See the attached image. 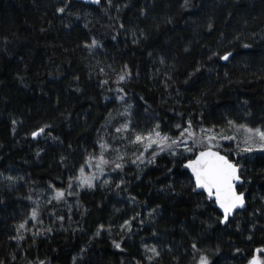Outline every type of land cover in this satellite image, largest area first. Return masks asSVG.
I'll use <instances>...</instances> for the list:
<instances>
[{
	"label": "trees",
	"instance_id": "trees-1",
	"mask_svg": "<svg viewBox=\"0 0 264 264\" xmlns=\"http://www.w3.org/2000/svg\"><path fill=\"white\" fill-rule=\"evenodd\" d=\"M67 3L0 0V261L197 264L207 254L211 264H247L264 247V153L230 157L243 165L248 207L228 224L190 193V173L169 152L143 167L121 155L107 185L50 194L68 188L90 156L127 149L116 129L129 120V136L160 124L175 138L188 119L197 134L228 120L264 128V0H71L56 12ZM93 38L99 45L86 48ZM228 52L229 61L219 58ZM145 244L159 257L149 261Z\"/></svg>",
	"mask_w": 264,
	"mask_h": 264
},
{
	"label": "snow or ice",
	"instance_id": "snow-or-ice-1",
	"mask_svg": "<svg viewBox=\"0 0 264 264\" xmlns=\"http://www.w3.org/2000/svg\"><path fill=\"white\" fill-rule=\"evenodd\" d=\"M91 3L99 5L101 0H90ZM188 0H185V4H187ZM69 3L65 4L63 7L56 8V12L59 14H64L69 7ZM109 6H112L113 0H107ZM119 11V9H117ZM85 28L88 27L87 24L84 25ZM121 28L124 27L123 24L120 25ZM209 30H211V23L208 25ZM135 35V34H133ZM115 39V37H113ZM134 43H138V40H134ZM99 42L93 38L90 43H86L85 47L92 49L97 47ZM244 47H249V45L245 44ZM185 51H188L186 48ZM151 55V53H149ZM218 55V53H213V56ZM232 56L231 52H228L225 55L220 56L219 58L224 61H228ZM212 57L210 56L209 59ZM161 63H164L163 58H161ZM127 67V66H125ZM199 71V68L196 69ZM131 77L130 72H125L123 75L119 76V81H125ZM23 78H21L22 80ZM78 79V77L76 78ZM169 79H171L169 77ZM107 83V81H104ZM80 89L77 88L76 91ZM122 92L123 89H120ZM123 100V97H120ZM131 106H129L130 108ZM127 112V110H126ZM127 115H131V112H127ZM16 121H13L15 124ZM228 126L230 128H234L237 133H242V139L236 143L235 149L224 148L223 145L218 143V140H229L236 141V135H227L225 132H214L213 129H206L204 127H200L199 132L200 135H197L196 130L193 128L191 119H188L186 122V126L177 124L175 127L180 130L179 136L173 138L166 133L162 134L160 131V124L154 125L152 129H150L147 135L144 134H135L134 139L131 141L134 144H143L145 152L148 149H152L153 145L159 149L160 152L168 151L172 156H179L182 158V166L184 169L190 171L191 176L189 180V190L190 193L195 196L201 197L202 202L210 203L215 206V208L220 210L221 215L217 217L218 222L222 224H228L230 217H234L238 214V210L246 209V200H245V191L241 190L245 183V178L243 177L242 168L243 166L240 164L238 159L230 158L235 152L236 156H240V154H247L253 152H261L264 153V130L259 127L253 128L248 127L246 124L237 125L233 120L227 121ZM131 121L129 120L125 125L121 128H117L116 132H121L122 130H128ZM46 127H50L49 125H45L41 127L38 131L33 132V138L39 136L41 133L45 131ZM15 131V129H13ZM101 148H104L105 145L101 144ZM183 149V151H178L179 149ZM158 152L154 149L150 158L147 160L148 164H152L155 162V157ZM39 155V153H37ZM94 157H89V159H93ZM246 158V157H245ZM99 162L95 165L101 173H103V165L108 163L103 155L98 158ZM119 160H123V157H119ZM137 161L140 163H144L143 153L137 157V160L132 161L133 164H137ZM124 165L120 162H116L113 168V171L116 169H123ZM139 167V164H137ZM171 171V170H169ZM81 175L77 178L80 181L82 186L88 188H95L96 184L94 183L96 180L95 174L91 176L84 175V168H80ZM8 179H12L9 177ZM109 181L105 179L103 181L104 185H107ZM124 183L123 180L120 182ZM53 187L54 186H50ZM117 188L120 187V184L116 185ZM171 187V186H169ZM68 188H72L71 181L69 182ZM71 195V191L68 192ZM65 192L57 189L55 191V196L53 199L60 200L64 197ZM131 200H135V197H130ZM155 211V210H153ZM37 217V212L35 209L32 211V218L35 219ZM58 219L63 220L64 217H59ZM130 224V221H125L124 226ZM25 224L21 223L18 226L17 231L20 229H24ZM104 230V225H100L97 229L95 235L99 236L101 231ZM51 231V229H48ZM110 231V229H109ZM156 233L154 232L153 235ZM23 236L12 237V239L21 240ZM249 240L252 239L251 236L248 237ZM114 247L117 249L121 248L120 243L113 241ZM146 251L152 253L151 256L148 257V260L151 261L155 257H159L160 252L157 250L156 246L153 245L151 248L148 247L147 244L144 245ZM192 249L196 252H200V249L197 247L195 242L192 243ZM237 253L240 252V249H236ZM15 259V257H13ZM75 261V258H74ZM0 264H3L0 261ZM40 264H45L44 261H41ZM140 264V262H137ZM197 264H211V260L207 254L199 255ZM247 264H264V247L256 248L253 250L251 257L248 259Z\"/></svg>",
	"mask_w": 264,
	"mask_h": 264
},
{
	"label": "rangeland",
	"instance_id": "rangeland-1",
	"mask_svg": "<svg viewBox=\"0 0 264 264\" xmlns=\"http://www.w3.org/2000/svg\"><path fill=\"white\" fill-rule=\"evenodd\" d=\"M121 97H123V96H121ZM126 107H127V105H126V103H124V109ZM125 114H126V112H125ZM237 125H239V124H237ZM248 127H251V126H248ZM253 128H256V127H253ZM259 128H261V127H259ZM150 129H152V128H150ZM150 129L145 130V131H142V132H138V133L139 134L147 135V133H148V131ZM261 129L264 130V128H261ZM213 131L214 132H217V133L223 131L227 135H236V137H237V140L236 141L218 140V143H220L221 145H223L225 141H229V142L232 143V146L234 148L236 146V143L238 141H240L242 139V136H243L242 133H237L234 128H230L229 126L226 129H224V130L213 129ZM138 133H134V134H132V135L129 136L123 130V132L121 133V135H120L119 138H120V140H121L122 143H125V145L128 146L127 149H125V148L123 149L121 145H116V148L118 149V151L121 154L120 155L119 154H114L113 155L114 157H111V154H107V151L106 150H102L95 158H93L91 161H89L86 164V166L84 167V175L85 176H91V175L95 174V176L97 178H96V180H95L94 183L96 184L97 182L103 181L105 179H107V180L112 179L111 173L112 172H116L117 169L115 171H113L114 166L111 165L110 163H115V162L119 161L117 159L119 157H121V155L126 156V155L130 154L131 156H133V158H134L133 161H134V160H137V157L140 156L141 153H143L144 163H140L139 161H137V164H139V166H142L143 167L144 165H146L147 160L150 158V154H151V152L154 149L158 152V154L161 153L159 151V149L156 148L155 145H153V148L152 149H148V151L145 152L144 145L143 144H134V143H132L131 141L134 139L135 134H138ZM162 134H164V133L162 132ZM197 135H200V133H198ZM110 146H111V144H109L108 147H110ZM180 150H183V149L181 148L178 151H180ZM163 152H168V151H163ZM101 155H103L104 159L108 162V163H106V164L103 165V173H101V171L97 167H95V165L99 162L98 158ZM157 155H156V157H157ZM80 175H81V173L79 174V176ZM77 178L72 182V188L71 189L66 188V189H59V190L64 191L65 192V195H66L69 191H73V190H76V189L88 188V187L82 186L80 184V181ZM55 191L50 194V199H52L55 196Z\"/></svg>",
	"mask_w": 264,
	"mask_h": 264
},
{
	"label": "water",
	"instance_id": "water-1",
	"mask_svg": "<svg viewBox=\"0 0 264 264\" xmlns=\"http://www.w3.org/2000/svg\"><path fill=\"white\" fill-rule=\"evenodd\" d=\"M77 1H80V2H83V3H86V4H91V5H97V4H94V3H91L90 2V0H77ZM231 58V57H230ZM230 58H229V60H230ZM228 60V61H229ZM227 62V61H226ZM41 137V134L39 135V136H37V137H35V139H37V138H40ZM243 166V165H242ZM186 171H188L189 173H190V171L189 170H187V169H185ZM190 175H191V173H190ZM245 200H246V208L248 207V198H247V194L245 193ZM219 210V209H218ZM242 210H245V209H242ZM220 211V210H219ZM240 210H238V212H239ZM236 216V215H235ZM234 216V217H235ZM231 218H233V217H230V219Z\"/></svg>",
	"mask_w": 264,
	"mask_h": 264
}]
</instances>
